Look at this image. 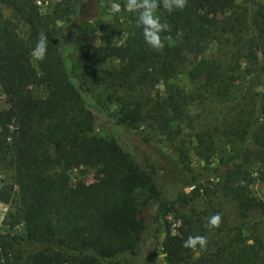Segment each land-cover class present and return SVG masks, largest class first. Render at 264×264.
<instances>
[{
  "label": "trees",
  "instance_id": "16d2710c",
  "mask_svg": "<svg viewBox=\"0 0 264 264\" xmlns=\"http://www.w3.org/2000/svg\"><path fill=\"white\" fill-rule=\"evenodd\" d=\"M53 1L41 11L37 0H0V92L5 98L0 108V167L12 172L11 184L0 185V204L13 203L4 222L25 229L23 234H0V264H128L126 258L138 248L137 236L145 229L136 192L147 186L151 198L179 223L175 233L166 226L161 244L169 264H264V231L245 237L237 230L209 242L199 220L184 210L202 194L209 196L210 188L201 192L194 178L189 193L179 194L167 207L157 197L161 191L152 170L140 167L114 134L96 135L90 110L104 103L116 105L108 114L115 128L136 132L147 127L170 143L184 162L183 122L195 93L204 90L226 100L235 79L234 55H206L208 46L219 32H243L252 6L264 27V3L187 0L184 9L170 13L164 0H156V15L168 25L160 33L164 46L156 50L146 43L143 27L137 26L136 11L121 8L122 42H114L115 32L102 26L106 33L91 45L89 16L103 0ZM41 34L48 39L46 55L42 62L34 60L35 68L30 59ZM257 40L264 45V32L245 41L246 62L259 51ZM189 58L194 59L186 72L190 92L173 83ZM113 62L117 65L107 68ZM90 86L103 88L104 100H96ZM40 89L42 97L36 94ZM261 89L237 103L228 115L232 119H224L230 121L221 134L217 127L195 132L190 150L208 161L223 139L234 150L249 139L248 160L238 157L243 146L220 159L221 178L214 191L230 198L241 219L254 211L264 224V201L250 189L254 182L264 181V85ZM147 140L142 142L150 145ZM148 159L145 166H154ZM78 168L100 170L92 189L72 185L70 173ZM190 236L204 237L206 244L185 248Z\"/></svg>",
  "mask_w": 264,
  "mask_h": 264
},
{
  "label": "rangeland",
  "instance_id": "374dc122",
  "mask_svg": "<svg viewBox=\"0 0 264 264\" xmlns=\"http://www.w3.org/2000/svg\"><path fill=\"white\" fill-rule=\"evenodd\" d=\"M264 3V0H257ZM109 2L103 0L98 4L95 10L90 14L93 31L87 36L91 45H97L99 38H101L106 30L101 29L106 26L114 31V42H122L125 38V26L123 23L121 8L125 7L126 10L128 0H119L120 11L116 12ZM117 3V1L115 2ZM37 4L41 11H45L46 7L54 4L53 0H37ZM251 13L249 14L248 27L243 32H237L233 37L231 34H222L219 32L217 41L212 42L207 49L208 54L218 53L227 54L228 56L234 55V82L232 83V92L226 100H221L214 94L207 93L202 90L196 92L193 98V103L188 107V113L183 122L184 135L181 140L184 142L186 154L184 162L177 158V154L173 146L168 143L162 136L156 135L147 127H141L136 132H124L119 128H115L109 115L113 114L116 110V105L108 104L104 107L97 109L92 107L90 110L95 118L96 130L95 134L108 138V136L115 135L124 150L128 151L137 164L142 168L151 169L154 176L156 185L161 191L157 193V197L163 202H167V207L170 206L169 202L173 201L179 194H188L191 188L190 183L194 178L196 182L193 184L200 188H210V195H201L198 199L192 202L184 212L195 216L199 220L200 226L205 229L202 235L208 237L209 242L216 243L218 238L227 235L229 232L235 233L240 230L243 236L252 237L255 232L262 233L264 231V224L262 223L263 217L258 212H250L245 219H241L237 213L233 202L230 198L226 197L221 191H214L216 184L219 183L221 178L222 166L220 159H227L230 156L237 154L236 149L243 146V149L238 153V157L244 161L248 160L249 149L252 144L249 139L243 143H237L238 148L235 150L226 141L222 140V144L217 152L208 161H202L195 157L190 146L194 139L195 132L199 130H214L216 127L219 129L218 133H222L224 127L232 119L229 113L236 108L237 103L245 97L249 92L260 94L262 86L264 85V45L261 40H257L258 52H255V58L252 57L250 62L244 59L245 52L244 43L253 35L260 36L264 32L262 19L257 13L255 6H252ZM2 11L6 16H9V11L2 7ZM231 24V23H227ZM229 26V25H228ZM227 40V41H226ZM242 52V53H241ZM34 57L30 59L32 67L36 68ZM194 59L189 58L185 63L181 75L173 81L179 86L184 87L187 91H191L192 87L186 77V72L189 64ZM117 65L113 62L107 65V68ZM109 66V67H108ZM91 87V86H90ZM162 90V86H159ZM147 90L152 91L148 86ZM94 98L104 100L105 92L101 87H91ZM210 92V91H209ZM36 94L39 96L44 95V91L37 90ZM245 102V101H244ZM243 103V102H242ZM5 106V98L0 92V108ZM244 106V103L242 104ZM109 114V115H108ZM186 116V117H187ZM229 117V121L224 119ZM256 117V113L254 115ZM192 128V129H191ZM142 139H148L151 147H156L162 152L164 159L159 157L157 152L150 148V145L144 144ZM146 141V140H145ZM150 149V150H149ZM152 157V160L148 159ZM147 159L152 167H146ZM101 176V172L97 168H78L70 173L72 185L84 184L92 189ZM12 182V172L5 168L0 167V185H9ZM194 186V187H195ZM252 195L264 201V181H256L250 186ZM155 198V197H154ZM153 197L151 198V190L149 186L142 188L136 192V204L138 207V216L144 225V231L137 236L139 242L138 248L131 252L126 258L128 264H169L165 255L162 253L161 244L165 235L166 226L170 224L171 233H175V228L179 223L173 213L166 212L160 208V203ZM13 203L0 204V234H23L25 232L24 226H14L10 223H5L4 218ZM219 215L220 222L218 227H212L209 220L212 216ZM252 242V241H251ZM216 248V247H215ZM215 248L213 250H215ZM198 256V255H197ZM204 257V255H201Z\"/></svg>",
  "mask_w": 264,
  "mask_h": 264
},
{
  "label": "clouds",
  "instance_id": "9594fccd",
  "mask_svg": "<svg viewBox=\"0 0 264 264\" xmlns=\"http://www.w3.org/2000/svg\"><path fill=\"white\" fill-rule=\"evenodd\" d=\"M186 4L187 0H164V7L170 13L174 10L184 9ZM111 7L116 12L120 11V5L118 3L113 2ZM126 7L129 11L138 12L137 26L143 27V35L146 43L153 49H162L164 45L162 43L160 33L165 31L168 28V25L161 23L160 17L156 15V0H128ZM47 43V36L45 34H41L32 51V56L35 60L42 62L45 59ZM219 222V215H214L209 220V224L212 227H218ZM197 243H199L201 248H203L206 244V240L201 236H190L184 242L183 246L185 248H194Z\"/></svg>",
  "mask_w": 264,
  "mask_h": 264
}]
</instances>
